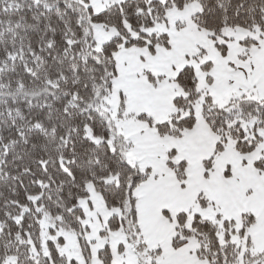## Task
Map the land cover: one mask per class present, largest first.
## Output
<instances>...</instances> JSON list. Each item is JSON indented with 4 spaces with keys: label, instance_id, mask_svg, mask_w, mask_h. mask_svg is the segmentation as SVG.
<instances>
[{
    "label": "snow or ice",
    "instance_id": "obj_1",
    "mask_svg": "<svg viewBox=\"0 0 264 264\" xmlns=\"http://www.w3.org/2000/svg\"><path fill=\"white\" fill-rule=\"evenodd\" d=\"M0 264H264V0H0Z\"/></svg>",
    "mask_w": 264,
    "mask_h": 264
}]
</instances>
